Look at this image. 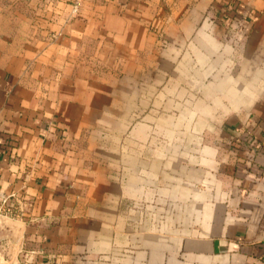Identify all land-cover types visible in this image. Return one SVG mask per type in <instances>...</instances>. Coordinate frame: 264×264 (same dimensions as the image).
I'll return each mask as SVG.
<instances>
[{"label":"crops","instance_id":"obj_1","mask_svg":"<svg viewBox=\"0 0 264 264\" xmlns=\"http://www.w3.org/2000/svg\"><path fill=\"white\" fill-rule=\"evenodd\" d=\"M0 36V264H264V0H59Z\"/></svg>","mask_w":264,"mask_h":264},{"label":"rangeland","instance_id":"obj_2","mask_svg":"<svg viewBox=\"0 0 264 264\" xmlns=\"http://www.w3.org/2000/svg\"><path fill=\"white\" fill-rule=\"evenodd\" d=\"M59 0H0V36L31 37L54 29Z\"/></svg>","mask_w":264,"mask_h":264}]
</instances>
